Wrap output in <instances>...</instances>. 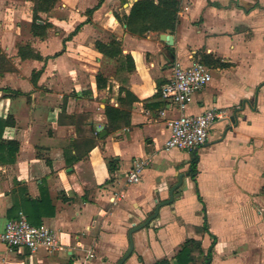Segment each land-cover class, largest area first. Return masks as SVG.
<instances>
[{"label":"crops","instance_id":"1","mask_svg":"<svg viewBox=\"0 0 264 264\" xmlns=\"http://www.w3.org/2000/svg\"><path fill=\"white\" fill-rule=\"evenodd\" d=\"M134 1L57 0L34 31L33 0H0V232L16 203L59 246L32 252L0 240V264H116L129 230L179 176L174 201L133 232L122 264L170 257L189 237L206 253L204 223L216 237L209 264H264V0H179L173 33L141 35L115 17ZM112 41L121 52L110 57L97 44ZM203 55L211 79L186 112L222 116L184 156L163 149L175 111L159 90L174 62ZM107 105L127 110L129 124L108 131ZM136 158L150 162L129 184Z\"/></svg>","mask_w":264,"mask_h":264},{"label":"built area","instance_id":"2","mask_svg":"<svg viewBox=\"0 0 264 264\" xmlns=\"http://www.w3.org/2000/svg\"><path fill=\"white\" fill-rule=\"evenodd\" d=\"M210 79V68L201 60H194L187 66L178 62L171 65V74L160 88L161 96L169 102V108L175 111L174 115L165 119L169 135L163 149L191 152L207 142L209 130L222 116V112L217 108H207L199 113H188L186 110L194 93L203 89ZM149 162V158L134 159L125 173V181L129 184L138 182ZM0 240L9 247L27 248L32 252L42 247L48 253H53L59 248L57 232L46 226L31 224L22 211L6 221L0 232Z\"/></svg>","mask_w":264,"mask_h":264},{"label":"trees","instance_id":"3","mask_svg":"<svg viewBox=\"0 0 264 264\" xmlns=\"http://www.w3.org/2000/svg\"><path fill=\"white\" fill-rule=\"evenodd\" d=\"M33 16H32V30L37 31L43 27H38L36 22L41 21V12L49 11L57 2V0H33ZM179 9V0H136L131 6L130 12L127 15L119 16L115 14V17L126 24L127 28L137 34H143L149 30L173 33L177 23V12ZM45 27V26H44ZM98 48L107 56L113 57L121 52L120 44L118 41H112L110 44H97ZM126 58L129 59V56ZM204 63H210L208 55H203ZM97 85L103 87L106 85V79L101 75L96 76ZM121 91V89H120ZM160 92V90H159ZM130 95L126 92V97ZM131 96V95H130ZM134 97H131L130 102L132 103ZM105 114L108 120V131H114L123 125L129 124L130 114L127 110L119 107H113L107 105L105 107ZM2 127V126H1ZM16 142H8L9 148H13ZM3 142H0L2 147ZM111 166V163H109ZM194 167V162L192 163ZM42 200V199H40ZM38 200H29V206L37 205ZM38 206V205H37ZM22 211L25 213L28 221L33 225H38L39 222L35 221L31 217L29 209L20 210V206L14 203L8 210V216L15 218L18 212ZM198 233L203 235L204 233L209 234L211 237V244L204 253L200 240L189 237L186 238L180 245L177 252L172 257H160L150 264H197V258L203 255V262L209 264L212 257L213 247L216 243V237L210 232L206 223L198 229Z\"/></svg>","mask_w":264,"mask_h":264},{"label":"water","instance_id":"4","mask_svg":"<svg viewBox=\"0 0 264 264\" xmlns=\"http://www.w3.org/2000/svg\"><path fill=\"white\" fill-rule=\"evenodd\" d=\"M160 38L162 40H165L166 43L169 45L173 44V37L172 36H167L165 33H161ZM97 130L98 131L102 130V127L98 128ZM195 151H196V148L193 150V152H195ZM180 180H181V176H179V182L176 183L175 185H173L169 189V198L159 201L155 205L154 211L151 215H149L143 222H141L140 224H138L137 226H135L129 230V232H128L129 248H128L127 252L120 258V260L116 264H122L130 256V254L133 250V238H132L133 232L140 229V228H143L145 225L149 224L152 219H155L158 216L159 209L162 206L171 204L174 201V199H175L174 191L178 188V186L180 184Z\"/></svg>","mask_w":264,"mask_h":264},{"label":"rangeland","instance_id":"5","mask_svg":"<svg viewBox=\"0 0 264 264\" xmlns=\"http://www.w3.org/2000/svg\"><path fill=\"white\" fill-rule=\"evenodd\" d=\"M184 153V156H186V154L188 155V151H184L183 152ZM189 156V155H188ZM153 213V211H149V212H147L146 214H145V217H144V219H142L140 222H142L143 220H145V218H147L149 215H151ZM140 222H138L137 224H139ZM174 253H176V251L174 252ZM174 253H170V257L172 256V255H174ZM197 264H202V262H203V257H202V259L201 258H197Z\"/></svg>","mask_w":264,"mask_h":264}]
</instances>
